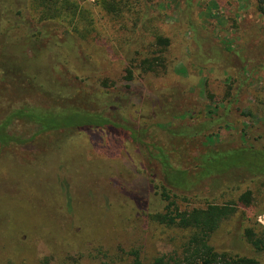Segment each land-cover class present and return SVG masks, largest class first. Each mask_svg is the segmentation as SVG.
<instances>
[{
	"label": "rangeland",
	"instance_id": "1",
	"mask_svg": "<svg viewBox=\"0 0 264 264\" xmlns=\"http://www.w3.org/2000/svg\"><path fill=\"white\" fill-rule=\"evenodd\" d=\"M75 1L78 8L74 23L80 22L84 26L79 39L82 48H74L70 58L65 57L66 54H63L64 57L59 55L60 63L70 64V76H78V82L70 79L68 88L93 94L111 93L109 102L116 106L113 112L121 126L115 130L89 128V132L83 137H78V133L72 128L83 124V121L71 113H63L56 119L57 128L60 126L63 130L48 143L27 142L16 153L12 149L2 153L0 230L10 227L17 233L23 231L28 236H48L44 229L53 228L58 220L64 218V214L58 210L61 203L65 206L61 202L63 199L60 200L62 193L72 201L69 209L79 214L77 220L70 224L74 223L79 227L109 224L107 235L101 231L104 240L98 235L93 240L94 244H91L99 258L104 252V245L109 243L114 255H117L118 264H123L120 261L125 259L130 250L139 251L143 262L151 264L154 257L173 255L186 244L190 233L178 228H163L154 223V226L148 227L149 218L142 214L145 207L141 209L140 215H136V224L126 225L127 227L115 224L114 218L118 217L114 213L115 209H121L118 204H123L127 199H141L142 204L148 200L153 204L150 212L163 211L158 191L154 188L155 182L151 184L155 178L160 179L161 174L147 161L143 144L150 143L149 137L153 136L154 141L161 143V146L175 149V143L164 131L185 119L206 120L218 109L224 110V105L234 95L233 80L222 70H197L195 64L191 65L186 46L194 40V36L188 31L187 25L180 21L186 0L144 1L139 9L144 11L143 16L140 11L138 14L112 16L105 13L96 0ZM22 8H27V0ZM192 10L197 28L201 29L203 35L211 38L216 48L220 44L232 48L240 46L252 37L249 34L261 25L262 20V15L258 12V0H194ZM26 23L30 24V20ZM51 24L53 31L62 32L59 28L65 30L60 22ZM18 28H14L16 34L20 30H29L26 27ZM157 35L170 40V46L164 53L156 46ZM70 36L63 39L69 41L73 38ZM13 51H19V48H14ZM157 57L164 58L168 70L160 75L144 74L142 62ZM41 65L40 62L34 64L32 72L42 71ZM128 71H131L133 77L129 80ZM40 74L39 80L46 81L42 72ZM246 76L249 82L235 99L236 110L223 116L226 121L233 122L234 127L219 131L222 142L220 146L251 145L264 149V74L254 72ZM51 81L50 78L45 84L50 85ZM162 90L179 93L193 107L183 117L155 115L158 108L162 107L159 99ZM70 93L71 91H64L59 95L52 92L53 98L46 105L62 107L67 104ZM34 97L45 103L44 97ZM85 100L76 101V104L72 101L75 104L73 106H81ZM85 105L92 109L88 100ZM12 129L22 136H30L33 132L31 126L24 127L18 123ZM128 130L134 133L129 135ZM228 186L232 185L206 187L189 199L180 200L178 206L182 212H189L206 208L209 204L223 205L229 201H237L242 193L253 191L252 206L238 207L236 221L232 219L225 223L226 226L234 225V231L223 229L211 239L219 253L230 252L254 257L264 264V253L256 254L242 242L245 230L259 226L264 228V190L259 189L260 185L252 183H242L239 188L228 189ZM102 204L106 209L103 214L99 210ZM80 222L86 224H79ZM10 241L0 237V251L11 248ZM112 255L106 259L102 257L101 264H114L111 262ZM10 264L13 262L10 261ZM14 264L30 262L26 257H19Z\"/></svg>",
	"mask_w": 264,
	"mask_h": 264
},
{
	"label": "trees",
	"instance_id": "2",
	"mask_svg": "<svg viewBox=\"0 0 264 264\" xmlns=\"http://www.w3.org/2000/svg\"><path fill=\"white\" fill-rule=\"evenodd\" d=\"M25 1L0 0V115L2 116H0V162H2V153L7 150L12 149L16 153L27 142L48 143L51 138H55L63 130L59 125L57 128L56 124V119L63 113H71L83 121V124L72 128L78 133V137H83L89 132V128L115 130L120 129L121 126L119 119L114 116L113 111L116 106L109 102L111 93L93 94L81 89L68 88L70 79H75V82L79 80L78 76L74 78L70 76V64L60 63V56L64 57L63 54H66L65 57L70 58L74 48L78 50L82 48L79 39L82 37L84 26L80 22L74 23L77 19L76 1L27 0V8L23 9ZM96 1L105 13L112 16L124 13L138 14L139 11L143 16L144 11L139 9L142 2H148V0ZM193 3L194 0H186L180 14L181 23H185L188 31L194 36V40L186 46V53L192 61L191 65L195 64L197 70L211 68L214 71L222 70L228 73L233 80L234 95L224 105V110L218 109L210 118L185 119L178 125L166 129L164 134L175 143V149L161 146V143L154 141L153 136L149 137L150 143L143 145L147 152V161L149 160L158 174H161L160 179L155 178L151 184L155 182L154 188L158 191L157 196L163 211L150 212V206L153 204L148 200L147 203L145 201L142 204L141 199H127L123 204H118L121 209H115L114 213H117L118 217L114 218V221L115 224H124L125 227L136 224L137 222L134 223L136 215H140L141 209L145 207L142 214L149 218L148 227L151 228L155 224L190 233L186 244L181 246L180 250H176L170 256L154 257L151 264H262L258 258L230 252L219 253L211 239L223 229L234 231V225L226 226L225 223L232 219L236 221L238 207L252 206L253 191L242 193L237 201H229L223 205L209 204L206 208L189 212H182L178 202L189 199L206 187H222L230 184L232 185L228 186L230 189L239 188L242 183H252L260 185L259 189L264 190V149L251 145L220 146L222 142L219 134V131L226 127H234L233 122L226 121L223 116H228L236 110L235 99L249 82L246 75L254 72L264 74V0H258V12L260 16L262 15V20L261 25L249 34L252 37L236 48L220 44L218 49L211 38L203 35L201 29L197 28V20L192 15ZM29 20L30 24H27ZM56 22H60L65 30L59 28L58 30L62 32L53 31L54 27L51 23ZM15 27L21 29L26 27L29 30H20V33L16 34ZM69 36L73 38L69 41L63 39ZM156 46L162 49L161 53H164L170 46V40L157 35ZM14 48H19V51H13ZM38 62L42 64V71L33 73L32 68L34 70V64ZM141 66L144 74L160 75L168 70L163 57L146 59ZM41 72L46 81L51 78L50 85L45 84L46 81L39 80ZM132 78L131 71H128V80ZM64 91H71L74 95L69 94L66 105L62 107L46 105L53 98L52 92L62 95ZM34 95L44 97L45 103L37 101ZM81 99H86L83 104L80 103L81 106H73ZM159 99L162 107L158 108L155 115L183 117L193 107L177 92L167 93L166 90H162ZM87 100L92 109L85 105ZM116 115L119 116L117 113ZM17 123L24 127L31 126L33 128L31 135L16 134L12 127ZM127 132L129 135L134 133L131 130ZM61 196L60 200L63 199L61 202H64L65 206L61 203L58 210L64 214V218L58 220L53 228L44 229L48 236L38 237L31 234L28 236L27 233L20 230L17 233L10 227L0 230V237L11 240V248L0 251V264H10V261L13 264L15 261L17 263L19 257H26L30 264H93L95 262L101 264L102 257L106 259L110 254H113L111 262L118 264L117 255H114L109 243L104 245L101 258L95 254V249L91 248L94 238L99 235L100 239H103L102 232L108 234L109 224H87L81 227L74 223L70 224L77 220L79 214L69 209L71 199L62 193ZM70 197L73 199L71 194ZM103 204L99 208L101 214L106 211ZM242 238L244 240L242 242L250 246L254 253H264L262 226L245 230ZM130 251L127 252L125 259L120 261L121 263L145 264L146 261L143 262L139 251Z\"/></svg>",
	"mask_w": 264,
	"mask_h": 264
}]
</instances>
